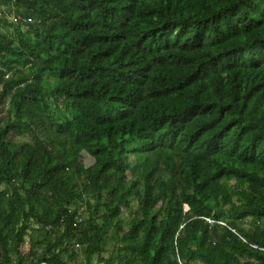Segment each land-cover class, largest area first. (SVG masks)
Wrapping results in <instances>:
<instances>
[{"label":"trees","instance_id":"trees-1","mask_svg":"<svg viewBox=\"0 0 264 264\" xmlns=\"http://www.w3.org/2000/svg\"><path fill=\"white\" fill-rule=\"evenodd\" d=\"M0 4V264H264V0Z\"/></svg>","mask_w":264,"mask_h":264},{"label":"rangeland","instance_id":"rangeland-1","mask_svg":"<svg viewBox=\"0 0 264 264\" xmlns=\"http://www.w3.org/2000/svg\"><path fill=\"white\" fill-rule=\"evenodd\" d=\"M2 16H5L9 22H15L14 12L9 13V9L6 6L0 4V17H2ZM10 31H12V29H10ZM59 106H61V105H59ZM81 161L85 167H89L94 163V159L90 155H88L86 152L82 153ZM83 209L84 208H82L81 211H83ZM123 217L128 219L129 212H125ZM26 248H27V245H25V249Z\"/></svg>","mask_w":264,"mask_h":264}]
</instances>
